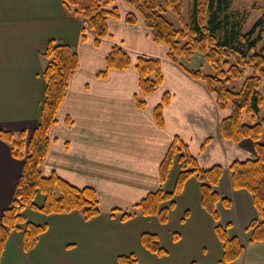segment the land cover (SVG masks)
I'll return each mask as SVG.
<instances>
[{
  "label": "crops",
  "instance_id": "0c3cea01",
  "mask_svg": "<svg viewBox=\"0 0 264 264\" xmlns=\"http://www.w3.org/2000/svg\"><path fill=\"white\" fill-rule=\"evenodd\" d=\"M117 1L125 14L130 12L125 0ZM117 20L137 28L124 17ZM84 25L85 21L69 11L62 0H0V132H13L17 138L24 131L27 140L32 136L45 97L43 72L48 59L43 52L50 41L71 45L79 54V67L69 80L58 121L49 131L51 143L42 169L76 186H93L101 210L98 216L86 219L80 211L46 214L27 208L28 220L47 223L48 228L28 250L23 247V231H11L0 264H121L119 256L131 253L139 263L153 257L156 264H216L223 252L222 242L213 248L204 238L217 223L229 225V235L238 236L246 244L235 264H264V240L250 243L251 232L247 230L259 218L258 210L248 190L233 189L228 169L232 161L255 155L253 142L246 139L233 143L221 137L219 123L224 112L214 96L203 82L173 63L167 56V46L160 50L156 46L159 43L151 44L148 55L161 60L165 82L163 88L145 98L146 108L138 107L135 95H141V91L135 55L131 56V66L110 69L101 79L97 72L105 67V56L112 45L120 41L105 39L96 45L92 32L83 38ZM131 36L138 40L142 34L131 32ZM183 85L190 88L189 92L178 96ZM165 91L174 93V98L163 107L165 122L161 126L154 109ZM177 135L202 167L221 164L225 168L219 188L231 204H218V220L201 205V183L194 176L179 194L186 202L187 189L193 186V203L186 202L183 207L177 203L167 223L135 207L150 191L175 184L179 163L172 166L173 180L171 169L164 183L159 180V165ZM23 165L11 144L0 137V224L15 197ZM43 199L37 198L38 203ZM193 204L197 206L195 211ZM113 209L119 210L112 213ZM122 212L135 215L125 220ZM173 219L177 225L172 224ZM169 222L178 229L169 228L170 245L162 243L169 250L167 255L143 247L142 233H158L162 242L164 226ZM174 232L180 233L178 241L173 239Z\"/></svg>",
  "mask_w": 264,
  "mask_h": 264
},
{
  "label": "trees",
  "instance_id": "16d2710c",
  "mask_svg": "<svg viewBox=\"0 0 264 264\" xmlns=\"http://www.w3.org/2000/svg\"><path fill=\"white\" fill-rule=\"evenodd\" d=\"M62 1L66 8L85 21L86 28L95 35L96 45H100L110 33L109 19H119L121 16L119 7L114 5L116 0ZM125 1L133 9L127 13L126 21L136 25L141 20L153 40L167 46L168 58L193 79L203 82L207 91L214 96L218 108L224 112L219 123L221 137L233 143L246 139L253 142L255 155L232 161L228 169L233 189L248 190L259 213V218L247 227L251 232L249 242L263 241L264 116L261 110L264 106V12L245 31L244 15L232 7V0H188V18L183 12L184 0H165L164 4L161 0ZM167 9L179 17L181 28H176L165 17ZM86 28H83V38ZM196 53L202 54L214 68L213 74L189 68L182 62ZM43 54L48 59L43 72L45 97L32 136L27 140L24 131L17 138L13 132H0V137L11 144L13 154L24 161L15 197L4 211L0 224V261L11 231L21 229L23 247L30 249L47 230V223L39 224L27 219V208L46 214L80 211L86 219L94 218L101 212L98 193L93 186L79 187L55 172H43L42 164L51 143L49 131L58 121V111L65 99L69 80L79 67V54L69 44L50 41ZM105 63L106 67L98 73L99 76H106L110 69L128 68L132 58L122 44L115 43ZM135 66L141 91V95H135V100L137 106L143 108L145 98L164 81L162 62L156 57L138 55ZM241 80L240 88L231 87L233 81ZM170 98L171 94L165 93L162 102L154 109L156 121L161 126L165 122L163 107ZM175 161H178L180 170L173 190L160 186L150 191L135 207L144 215L156 216L161 223H167L170 211L176 206L177 195L183 191L185 182L194 176L201 183V205L218 220V204L221 202L227 207L231 204L219 188L224 166L202 167L198 158L190 152L188 144L178 135L170 143L159 165L161 183L169 178ZM39 194L44 197L42 203H38ZM117 210L113 209L112 213ZM185 213H189L188 210ZM134 215L135 212H122L121 218L126 220ZM228 227L220 223L215 226L223 245L222 255L216 264H235L246 249V244L238 236L229 235ZM173 237L178 241L180 233L174 232ZM141 243L158 255L169 253L158 233H142ZM119 261L121 264H139L134 253L120 255Z\"/></svg>",
  "mask_w": 264,
  "mask_h": 264
},
{
  "label": "rangeland",
  "instance_id": "374dc122",
  "mask_svg": "<svg viewBox=\"0 0 264 264\" xmlns=\"http://www.w3.org/2000/svg\"><path fill=\"white\" fill-rule=\"evenodd\" d=\"M161 1L164 4L165 0H161ZM114 5H117L119 7L120 15H121L120 18L124 17L126 19L127 13L126 14L124 13V9L118 5V1L117 0L115 1ZM183 5H184V10H183L184 16L188 18V16H189L188 0H184V4ZM232 7L235 10H239L240 12H242V14L244 15V19H245L244 29H245V31H248L254 25V23L261 17V15L263 14V12H264V0H232ZM129 9H130L131 12L133 11V9L130 6H129ZM164 15L169 21H171L174 24V26L176 28H181V23L179 21V17L173 11H171L170 9H167L166 12L164 13ZM120 20H123V19H120ZM120 20L109 19V21H108V29H109L110 33L102 41H104L105 39L106 40H112V39L118 38L119 41H120L119 43L124 45L125 49H127V47H128L129 50H127V51L129 52V54L131 56L135 55V57H137L138 55H148L149 52L152 50L151 44H158V43H153L154 40L151 37V35L149 33V30L145 26H142V21L141 20H139L138 23L135 25V26H137V28L134 27L133 29L129 28L127 23H125V22H123L122 24L119 23ZM84 28H86V23L84 25ZM113 28H115V29L113 30ZM89 32L91 33V31L86 28L85 29L86 36H87V34ZM131 32H134V34L140 33V34H142V37L140 39H138V40H135V37L131 36ZM94 40H95V35H94ZM102 41L100 43H102ZM156 46H159V48L161 50V48H163V46H166V45L159 43V45H156ZM107 55L108 54H106V56ZM106 56H105V59H106ZM148 56H150V55H148ZM154 57H156V56H154ZM182 62L189 68L200 69L203 73H209V74H213L214 73V68L209 63H207V61L204 59V57L200 53H196V54H194L191 57V59H189V60L184 59ZM105 67L101 68V70L105 69ZM100 71L97 72V75H98V73ZM106 76L102 75V76H99V77L101 79H104V77H106ZM115 80L119 81L117 78ZM164 80H165V78H164ZM242 83H243V80H241V81H233L230 85H231V87H235L236 86V88H240ZM163 84L159 85L156 90H159L160 88H163V87H161V86H163ZM189 89L190 88L188 86L183 85L182 86V90H179L181 92L178 93V96H180V93H182V95L186 94L187 92H189ZM167 92L171 94V98L170 99H172V97L174 98V93H171L169 91H165L162 94V98L165 95V93H167ZM119 97H120V95H119ZM154 98L155 97L150 99L149 102L151 103L152 102L151 100H153ZM161 101H162V99H161ZM119 104H120V102H119ZM168 104L169 103H165L164 107H166ZM146 107H147V105L144 106V108H146ZM261 115L264 116V106H263V108L261 110ZM175 163H176L175 165L177 166L178 162L175 161ZM174 170H175V166L172 169V173H171L172 177H170V178H172V180H173V176H174ZM176 171H177V167H176ZM170 181H171V179H170ZM170 181H168V183H170ZM174 185L175 184H173V182H172L171 187L167 188V187H169V184H167L166 185L167 186L166 189L167 190H173ZM189 187H191V189L194 188L193 186H189ZM191 189H187V193L189 195H187L186 193L185 194L187 195L186 202L192 204L193 201L190 200V199L194 198L195 192H193ZM41 196H42V194H39L37 198H41ZM180 198H181L180 195H177L176 201L180 205V207H183V205H185L186 202L183 199H180ZM177 203H176V205H177ZM198 206H201L200 203H199ZM192 207H193L194 211L197 208V206H195V204H193ZM173 212L174 211H172L171 214H173ZM176 212L180 213V211H176ZM182 217H185L184 213L182 214ZM172 224H174V225L176 224L174 219L172 220ZM169 228L170 229H178V227L173 228V225H171V222H169L168 225L164 226V232L162 234V243L164 245H170V242H171ZM212 229H213L212 233L210 234L209 233L210 231H208V234L205 236L204 239L206 240V242L210 243L211 247L218 248V247H220L221 243H220V240H219L218 236L216 235L215 228H212ZM187 240H188V236H187ZM26 250H28V249H26ZM156 262H157V260L154 259L153 257H151V259H147V258L141 259L139 264H156Z\"/></svg>",
  "mask_w": 264,
  "mask_h": 264
},
{
  "label": "bare ground",
  "instance_id": "6f19581e",
  "mask_svg": "<svg viewBox=\"0 0 264 264\" xmlns=\"http://www.w3.org/2000/svg\"><path fill=\"white\" fill-rule=\"evenodd\" d=\"M215 188V187H214Z\"/></svg>",
  "mask_w": 264,
  "mask_h": 264
}]
</instances>
